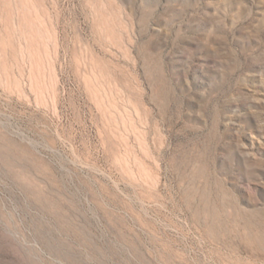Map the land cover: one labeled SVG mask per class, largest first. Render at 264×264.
Instances as JSON below:
<instances>
[{"label": "rangeland", "instance_id": "1", "mask_svg": "<svg viewBox=\"0 0 264 264\" xmlns=\"http://www.w3.org/2000/svg\"><path fill=\"white\" fill-rule=\"evenodd\" d=\"M0 264H264V0H0Z\"/></svg>", "mask_w": 264, "mask_h": 264}]
</instances>
